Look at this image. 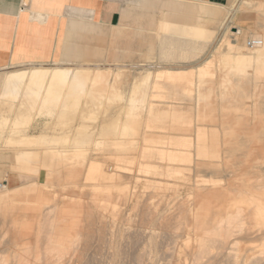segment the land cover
I'll list each match as a JSON object with an SVG mask.
<instances>
[{"label":"rangeland","instance_id":"1","mask_svg":"<svg viewBox=\"0 0 264 264\" xmlns=\"http://www.w3.org/2000/svg\"><path fill=\"white\" fill-rule=\"evenodd\" d=\"M245 1L251 4L250 8L249 6H243L240 9L239 2H236L232 13L237 9L245 11L241 17L242 20L237 21V25L242 28L244 27L245 30L248 29L246 33L250 32L247 34L248 37L246 35L240 40L246 48L248 47L250 49V47L245 44L248 45L250 40H260V33L257 34L254 32L257 19H261L259 13L264 15V0ZM231 2L232 0H229L222 5L229 7ZM131 8L132 6L130 4L125 3L124 11L126 10L128 12ZM257 16H259V18ZM262 17L264 18V16ZM131 23L132 20L129 17L122 19L121 16L119 23L115 25L118 26L117 28L99 25V28L92 30L89 34H86V36L83 35V38L82 36L81 38L80 36H74V34H71L68 30L66 43L63 48L64 50L62 49L64 53L61 58L63 60H73L75 53H83V56H86L89 60V62H85V65H89L92 68L97 66L103 68L113 67L112 69L119 70L121 74L123 73L122 76H124L125 79V81L122 77V79H119L120 86H124L121 87L122 89L124 88V91L122 89L120 90V93H123L122 97L124 96L123 102L121 99L114 100V103L113 100H104L102 105V103L94 101L92 97H89L82 104L83 108L79 111L60 112L55 119L50 121L37 116V114H31V126H22L18 133H14L12 130L14 123L12 122H16L20 119V116H18L20 114H17V112L10 114L7 127H4V129L0 128V151H2L0 154H6L7 152V155L10 157L8 161L3 162L6 166L2 167L0 165V169H3L0 175V224L3 225V229L8 227V229L0 233V264H19L20 253H23L26 249H34L38 238L42 236V233L43 236L46 234L45 215L53 209L56 210L55 219L62 220L58 222L54 228L55 235L66 237V234L72 236H78L79 234V241L76 245V249L73 251L74 253L72 252L69 257L64 259L62 264H264V254H262L264 249L262 248V246H264V233L258 226L252 227L247 234L243 232L237 235L238 237H236L238 239L231 238L232 240H230L231 242L229 245L227 244L224 246L219 244L220 247H218V243H208L210 246L207 249L208 251L205 252L206 255L204 254L201 258L197 257V254L200 252L201 239L204 237L202 226L197 223V213H200V208L202 207V197L208 194L204 193L199 197L196 193L195 186H198L202 181L199 186L203 185L202 187L205 186L206 188H216L218 186L222 188L227 184L234 185L235 183L233 182L239 183L240 181L241 183L245 181L252 185H262L263 189L260 190V193L262 194V198H264V183H260L264 180V148H262L264 147V130L258 129L254 125L248 128L242 126L240 129L236 126H233L231 129L227 128L229 124H236L235 120H231L233 116H242V114L244 115L246 113L254 114L252 111L240 110L237 111L238 113L235 112L236 114H226L225 116L229 118L223 117L222 113L217 111L215 115L209 117L207 120H195L182 130H174L168 127L150 129L145 128L143 125V127H140L139 131L141 135L138 132L136 136L135 148L124 153L118 152L115 147L111 145L102 147L104 149L96 145V142H113V140L121 139L120 128L129 123L127 114H125V111L121 110V107L126 105L124 100L128 93L126 90L129 89L130 80L132 79L130 74H132L133 71L131 72V70H133L132 67L138 68L143 65L145 59L142 57L141 51L146 50V47H141L139 45L143 43L144 40L135 38L133 48L136 50V53L131 57H129V55H123L124 57H122L121 55L120 60L115 63L110 61L97 62V58L95 54H93V51L99 47L109 48L112 42H116L119 46L118 52H122V50L127 48L128 39L120 36L119 31H124V33L127 34V28ZM247 26L254 32L252 33ZM220 31L215 41L207 46L208 48L206 47L205 51L203 50L200 52L201 54L194 57H186L185 55L184 57L178 53L181 49H176L175 56L167 57V59L164 57H157L152 62H154L156 66L162 67V69L186 67L191 71V68L199 66L208 57H210L209 59L216 58L214 52L217 49L215 48L221 45L222 42L220 41L222 40L225 30L222 29ZM159 40L160 39L157 38L156 35H152L147 42H158ZM109 60H112V58L110 57ZM216 60H212L213 70L217 67ZM92 62L94 63L92 64ZM67 64L69 63L66 62L62 65L68 66ZM33 65L35 66L37 64ZM48 65H50V63ZM117 65L119 67H117ZM124 65L128 67L125 68ZM28 67H31V65L18 64L16 67L15 65L8 66L7 69L0 70V74L9 72V70L15 71ZM120 80L123 82H120ZM168 83L169 82L165 80V84ZM260 95L264 97V93ZM157 98H152L157 107H170L168 104L156 103L164 100L163 98L160 100L161 98L158 96ZM250 100L251 99L246 100L248 104L252 101ZM247 106L249 107L250 104ZM181 108H187L192 112V118L194 117V102L188 106L182 105ZM10 123L13 127L10 126ZM194 123L196 125L198 124V126H194ZM161 129L164 130V132H162ZM145 132L148 139L152 137L159 140L160 143L155 144L150 143L148 140H144L143 137ZM29 134L30 136L45 135L49 140L57 141L52 145L43 146L42 149L51 148L50 146H52L54 149H63L62 151L67 152L69 155L83 149L86 152V156L85 158L83 157L75 161L66 160L63 161V163L60 162V166L50 169L49 166L52 162H50L49 155H46L47 152L45 153V151H40V173L39 175H35L33 172L27 171L30 175L28 176L24 169L14 170L15 167L13 168L12 165L15 163L11 156L17 153L18 150H27V147L28 149H36V147L30 148L29 146L18 144L7 145L5 144V140L8 135L9 137H14L16 140H21L24 136ZM197 134L200 136V139L203 140V145L201 144V146L206 147L212 144L211 146L214 149H223L221 155H225L222 156L224 162L222 157L219 160L223 162L224 171H222L221 168L218 169V166L215 167L214 170L206 166L197 167V161H194L195 139ZM172 139H181L184 143V150L175 151L181 144L175 146L169 143L168 140L171 141ZM222 139H226L230 142V144L226 145L227 148L222 145ZM160 140H164L165 142L162 141L161 143ZM256 140L259 144L255 142ZM17 147L20 148L18 149ZM147 148H158L155 151L161 148L169 151L173 150L171 154L177 158L167 161L157 158L146 159L143 157V152ZM250 151L253 152L251 153ZM243 152L247 155L245 156ZM43 153L45 154L42 155ZM120 153L124 154L122 160L121 157H119ZM227 155L230 156L227 157ZM248 158L249 160H247ZM98 164L99 166L100 164L102 165V170H104L105 174L107 173V176H115L117 182H115V177H113L112 180H108L109 182L107 181L109 185L106 181H101L100 183V180L92 178L88 168L90 165ZM77 166L78 168H76ZM54 169H58L56 170L58 172ZM70 172H73V177ZM74 172H79V174H75ZM87 172H89L88 175ZM168 172L170 175H168ZM14 176L25 183L21 189L18 188L19 191L17 189H14V191L13 188H11L10 183ZM205 176H207V178H205ZM73 179H76L75 182H73ZM70 180L72 181L70 182ZM203 181L205 182L203 183ZM1 184H8V188L13 191L10 192L2 188ZM35 184H38L40 188L38 187L37 190H34L32 187H34L33 185ZM97 187L99 189H97ZM145 187H147V189ZM106 188L109 191L108 194H106ZM118 188L124 192L120 189L118 190ZM122 188L126 189L123 190ZM109 189H112V191ZM123 193L126 194L123 195ZM228 200L229 199L224 200V203ZM73 202H75L74 205ZM114 206L116 209H114ZM208 212L211 213V210ZM57 213L60 214V216L57 215ZM66 217L69 219H66ZM248 220V222L254 223L252 216H250ZM63 230L67 231L64 232ZM199 236H202L200 240ZM8 240L10 241L9 246L4 248V242ZM222 247L224 249H222ZM33 261V258H31L27 264H34ZM48 262H46V264H49ZM43 264H45V262Z\"/></svg>","mask_w":264,"mask_h":264},{"label":"bare ground","instance_id":"2","mask_svg":"<svg viewBox=\"0 0 264 264\" xmlns=\"http://www.w3.org/2000/svg\"><path fill=\"white\" fill-rule=\"evenodd\" d=\"M239 1L240 0H237V2ZM250 5L251 4H249L245 0H242L239 2L240 9L243 6L245 7L249 6L250 8L251 7ZM234 8H235V4L232 7L227 8L226 16L223 19V22L221 23L217 31L206 30L203 28H188V27H181V26H171V27L166 28V33H164V35H162L160 38L161 48H160L159 53L157 54V57L159 58L164 57L166 59L167 57H172L173 55L175 56L176 49L177 50L181 49L178 53H180V55L184 57L185 55L186 57H189V56L194 57L198 54H201L200 52H202L203 50L205 51V48L215 41L216 37L218 36V32L224 29L225 32L222 36V40L220 41L222 43L220 46L218 45L219 46L218 48H215L217 50L214 52L217 60L216 58L209 59L210 57H208L199 66L191 68V71L187 68H181V69L171 68V70L170 69L169 70H159L156 67H153L154 66L153 62L150 63L149 66L143 65L138 68L132 67L133 70H131V72L132 71L133 72L132 74H130L132 79L130 80L131 83L129 87L127 85L129 89L126 90L128 91V93L124 100L126 102V105L125 106L123 105L124 107H121V110L126 112L125 114H127V120L129 121V123L120 128L121 139L113 140V142H104V141L96 142V145L99 148L104 149L102 147L111 145L115 147V149L118 152H121V153L131 151L136 146V136L138 132L140 131V127H143V125L145 128H150V129L168 127L174 130H182L185 126L192 124V122L195 120H199V119L203 121L207 120L209 117L215 115L217 111L222 113L223 117L229 118L228 116H225V115L226 114H231V115L236 114L235 112L240 111V110H243V111L250 110L254 114L246 113L244 115L242 114V116H236V115L235 117L231 116L232 117L231 120L232 121L235 120L236 124H229V126L227 125L228 126L227 128L231 129L233 128V126H236L240 129V127L242 126L248 128L254 125L258 129L260 128L264 130V97H261L260 95L264 93V18L262 17L264 15L259 13V16L261 17L262 20L259 18V16H257L259 20L257 19L256 25H255V32L252 31L247 26L252 31V33L253 32L257 34L260 33L259 34L260 40L257 39L256 41H259L261 43L260 46L249 49L248 47L246 48L240 42V40L242 37H245L250 32L248 31L249 33H246L248 29L245 30L244 27L242 28L241 26L237 25V21L242 20L241 17L245 11H241L240 9H237L232 13ZM34 15L36 16V14ZM44 19H45V16H44ZM42 23H44V20ZM65 43H66V40H65ZM245 45L248 46L247 44ZM95 52H96L95 56L97 58L96 61L105 62V60H103L101 56L100 47L98 48V52L97 50H95ZM212 60L217 61V65L215 64L216 62L214 63L217 66L215 70H213L212 68V63H213ZM66 62L69 63L70 65L67 64L68 66H63L62 64ZM85 62H89V60L87 59L86 56H83V53H80V54L75 53L73 56V60H63V59L58 60L57 59V60H54L52 63H50V65H48L49 63L48 64L45 63V64H37L35 66L33 65L34 63L32 64L27 63L28 65H31V67L24 68V69H18L15 71L9 70V72L0 74V128L4 129V127H7V125L9 124V120H10V114L17 113V112H18L17 114H20L18 115L20 116V119H18L16 122H12L14 123L13 124L14 127L10 123L11 124L10 126L13 127V129L12 128L11 129L13 130L14 133L15 132L18 133V131L21 129L22 126H26V127L29 125L31 126V119H32L31 114H37V116L50 121V120L55 119L59 115L60 112L66 113V112L79 111L80 109L83 108L82 104L89 97H92L94 101H97L100 103L104 102V100L105 101L113 100V103H114V100L116 99H121L122 101L124 96L122 97L123 93H120V90L122 89L121 87L123 85L121 83L122 86H120L119 79L121 77L124 79V76H122L123 73L121 74L119 70L112 69L113 67L103 68L101 66H97V67L92 68L89 65H85ZM93 63L94 62H92V64ZM125 66L126 65H124V67ZM117 67L119 66L117 65ZM122 69H123V66H122ZM165 80L169 83L165 84ZM120 82H123V81L120 80ZM157 96L161 98L160 100H162V98L164 100H162L161 102L160 101L156 102V103L168 104V106L170 107H167V108L157 107L155 104V101H153L152 99V98L154 99L157 98ZM170 99H173V100H170ZM248 99L252 100V101L250 100L251 102L249 103L251 106V107L249 106L250 108L247 106L249 105L248 102L246 101ZM189 100H193L194 105H195V114L193 118H192V112L184 108H181L182 105L186 106L185 101H189ZM123 111L122 112L120 111V112L124 113ZM194 126H198V124L196 125L194 123ZM146 132L144 133V137L142 136L144 140L146 141L148 140L150 143H155V144L160 143L159 140L155 138L151 137V139L150 138L148 139V137L145 135ZM162 132H164V130H162ZM4 137H7V136H4ZM227 140L226 139L221 140L222 145L225 147L226 145L230 144V142H228ZM160 141L162 143V141L164 140H160ZM168 141L169 143L175 146L181 144V146H179L175 151L184 150L183 149L184 143L182 142L181 139L179 140L172 139L171 141L170 140ZM5 142H6L5 144L7 145L18 144V145L29 146L30 148L36 147V149H28L27 147L26 148L27 150L25 149L20 150V151L18 150L17 153L13 154V156L10 155L14 159V163H15L14 170L24 169L26 170V173L28 176L30 175L28 174L27 171L33 172L35 175H39L40 173V167H39L40 166L39 162H41L40 161L41 160L40 151H45V153L47 152L46 155L47 154L49 155L50 157L49 159L51 160L50 162H52L49 166L50 169H52L53 167L60 166L61 165L60 162L63 163V161H66V160L75 161L83 157L85 158L86 156L85 154L86 152L83 149L82 150L77 149L78 151H75L71 155L67 154V152L65 151H62L63 149L62 150L54 149L52 148V146H50L51 148L46 147L47 149H42L43 146L52 145L57 142V141L49 140L48 138H46L45 135L30 136L29 134V135L24 136L23 139L21 140H16L14 137L12 136L9 137L8 135ZM255 142L259 144L257 140ZM201 144L203 145V140H201L200 136L197 134L196 139H195V154H194V159H195L194 161H197L196 162L197 167L206 166L209 169L214 170V168L218 166V169L221 168L222 171H224L225 169L223 168V165H222L224 160L222 156H225V155L224 154L221 155L223 149L222 150L214 149L211 146L212 144H210V146L208 145L206 147H203L201 146ZM157 149L155 148L145 149L143 152V157L146 159H154V158L156 159L157 158V159H161L164 161L177 158L171 154L173 150L169 151L167 149L165 150L161 148L162 150L160 149L158 151H155ZM245 152H243L244 155H245ZM250 152L252 153L253 151H250ZM45 153H43L42 155H44ZM121 153L119 157H121V160H122L124 154H121ZM229 156L230 155H227V157ZM221 157H222L223 162H220L219 160ZM6 158L7 159L10 158L9 155H7V152L6 154L5 153L0 154V160L6 159ZM247 160H249V158ZM101 166H102L101 164L100 166L99 164L92 165V166L90 165L88 168V171H90V173L87 172V175L89 173L92 178L100 180V183L101 181L103 182L106 181L107 183L108 180H112L113 177L115 176L113 177L107 176L106 175L107 173L106 174L104 173V170H102ZM76 168H78V166ZM58 169H61V168H58ZM257 171H258V168H257ZM20 174H24V173H20ZM77 174H79V172ZM227 174H228V171H227ZM0 175H1V172H0ZM168 175H170L169 172H168ZM205 178H207V176H205ZM11 180H13V178ZM73 180H74L73 182H75L76 179H73ZM115 180H116L115 182H117L116 177H115ZM71 181L72 180H70V182ZM204 182L205 181H203V183ZM200 183L198 184V186H195L196 193L198 194L199 197H201L204 193H207L208 195H204V197H202L203 198L202 207L200 208V213H197V223H199L202 226L201 228L204 233L203 238L202 236L201 237L199 236V240L200 238H202L201 239L202 241L200 244V252L197 254L198 258L203 257L205 252L208 251L207 249L211 243H218V245L221 244L224 246L227 244L229 245L231 242L230 240H232L231 238L236 239L238 237L237 235L242 234L243 232H246L247 234V232H249L252 229V227L258 226V228L263 230V233H264V198H262V194L260 193L261 192L260 190L263 189L262 185L259 184V186H257L258 184L252 185V184L246 183L245 181H242L241 183L239 181V183L233 182L235 183L234 185L227 184L226 186L222 188L218 186L216 188L214 186H213L214 188H206L205 186L202 187L203 185L199 186ZM260 183H264V180ZM204 185H207V184H204ZM33 186L34 187L32 188L34 190H37L39 187L38 184H35ZM1 187L5 188L6 190H9L10 192L14 190V189L13 190L9 189L8 184H5V185L1 184ZM98 187L100 188L99 185ZM98 187L97 189H99ZM145 188L147 189V187ZM20 189H21V186H20ZM119 189L120 188H118V190ZM17 190L19 191L18 188ZM109 190L112 191V189H109ZM108 192L109 191L107 189L106 194H108ZM124 194L126 193H123V195ZM226 199H229V200L224 203V200ZM74 204L75 202H73V205ZM114 209H116L115 206H114ZM209 210H211V213L208 212ZM55 214H56L55 209L50 210L48 213H46V215L44 214L46 234L43 236V233H42L43 237L40 236V238H38L37 244L33 250L26 249L23 251V253H20L19 261H18L19 264H27L29 262V259L31 258H33L34 264H43L44 262L46 264V262L48 261H49L48 262L49 264H62L64 259L69 257L70 254L74 251V249H76V245L79 241V237H78L79 234L78 236H72L70 234L68 235L66 234L65 235L66 237H61V236L59 237L58 235L54 234L55 226L58 224V222L62 221V220L60 221V220L55 219L56 218ZM57 215L60 216V214L58 213ZM250 216L253 217L254 223L248 222L249 221L248 218H250ZM66 219H69V218L66 217ZM263 241H264V234H263ZM218 247H220V245ZM223 247L222 249L225 248ZM262 248H264V246H262ZM262 254H264V249L262 251Z\"/></svg>","mask_w":264,"mask_h":264},{"label":"crops","instance_id":"3","mask_svg":"<svg viewBox=\"0 0 264 264\" xmlns=\"http://www.w3.org/2000/svg\"><path fill=\"white\" fill-rule=\"evenodd\" d=\"M228 1L0 0V70L12 65L48 64L59 60L62 58L68 30L74 36L83 38V35L86 36L92 30L99 28V25L117 28L118 26L115 25L119 23L121 16L122 19L129 17L132 20L127 28V34L119 31L120 36L128 39L127 48L118 52L119 46L116 42H112L109 48L100 47L103 60L115 63L120 60L121 55L133 56L136 53L133 48L135 38H139L144 40L139 45L146 47V50L141 51L145 59L143 65L149 66L157 58L161 48L160 40L147 42L152 35L160 39L166 33V28L171 26L217 31L226 16L227 8L237 2L232 0L229 7L222 5ZM125 3L132 6L128 12L125 10L127 14L124 11ZM96 50L98 52V48ZM93 54L96 52L93 51ZM110 57L112 60H109ZM153 67L159 70H171V68L162 69L155 64ZM192 102L193 100L185 101L186 106ZM8 160L7 158L0 160V165L6 166L3 162ZM0 172L2 173L3 169H0ZM10 184L13 189L25 185L18 177H13ZM6 229L0 224V233ZM9 243V240L5 241L4 248L9 246Z\"/></svg>","mask_w":264,"mask_h":264},{"label":"built area","instance_id":"4","mask_svg":"<svg viewBox=\"0 0 264 264\" xmlns=\"http://www.w3.org/2000/svg\"><path fill=\"white\" fill-rule=\"evenodd\" d=\"M260 45H261V43L259 41H256V40H250L248 42V46L250 48H254V47H257V46H260Z\"/></svg>","mask_w":264,"mask_h":264}]
</instances>
